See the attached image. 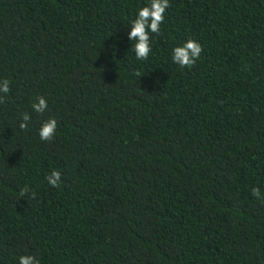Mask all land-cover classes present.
Masks as SVG:
<instances>
[{
  "label": "trees",
  "instance_id": "1",
  "mask_svg": "<svg viewBox=\"0 0 264 264\" xmlns=\"http://www.w3.org/2000/svg\"><path fill=\"white\" fill-rule=\"evenodd\" d=\"M146 3L0 0V264H264V0H170L137 60Z\"/></svg>",
  "mask_w": 264,
  "mask_h": 264
},
{
  "label": "clouds",
  "instance_id": "2",
  "mask_svg": "<svg viewBox=\"0 0 264 264\" xmlns=\"http://www.w3.org/2000/svg\"><path fill=\"white\" fill-rule=\"evenodd\" d=\"M170 6V0H147V3L137 9L135 18L130 21L129 29L126 33L128 41L135 53L137 60H146L152 51L150 35L159 34L162 22L165 20L166 10ZM201 44L195 39H187L182 44L171 49V61L181 69L192 67L202 53ZM10 86L7 79L0 80V102L9 93ZM48 101L45 96H37L36 100L31 104V108L35 113L42 114L48 110ZM31 116L24 113L19 123V128L25 130L29 126ZM57 130V120L49 118L44 121L38 129V136L42 141H50L54 138ZM48 184L55 188L61 181V173L52 171L46 176ZM29 192V188L25 186L21 190V196ZM252 195L256 198L260 197V190L254 188ZM18 264H41L34 255H22L18 258Z\"/></svg>",
  "mask_w": 264,
  "mask_h": 264
}]
</instances>
